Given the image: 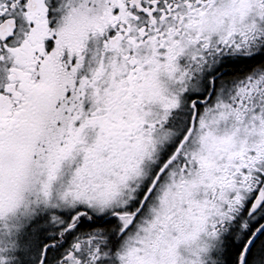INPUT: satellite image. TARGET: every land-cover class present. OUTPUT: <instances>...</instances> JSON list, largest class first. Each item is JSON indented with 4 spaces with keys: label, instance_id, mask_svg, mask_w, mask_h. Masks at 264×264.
<instances>
[{
    "label": "snow or ice",
    "instance_id": "obj_1",
    "mask_svg": "<svg viewBox=\"0 0 264 264\" xmlns=\"http://www.w3.org/2000/svg\"><path fill=\"white\" fill-rule=\"evenodd\" d=\"M0 264H264V0H0Z\"/></svg>",
    "mask_w": 264,
    "mask_h": 264
}]
</instances>
